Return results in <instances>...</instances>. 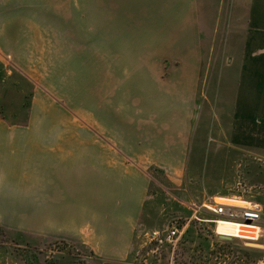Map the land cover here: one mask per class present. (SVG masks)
Listing matches in <instances>:
<instances>
[{"label": "crops", "instance_id": "1", "mask_svg": "<svg viewBox=\"0 0 264 264\" xmlns=\"http://www.w3.org/2000/svg\"><path fill=\"white\" fill-rule=\"evenodd\" d=\"M37 2L42 4V0H0V53L10 61L25 55L29 43H41L43 29L38 26V16L42 8L40 13H27L28 5ZM83 4L89 5L90 14L98 13L101 36L118 35L124 29L135 34L141 25H148L147 31L154 28L169 35L158 48H152L153 55L145 63L158 56L175 67L168 83L158 81L165 87L152 83L154 94H172L173 102L168 109L136 108L131 120L124 122L125 130L116 128L124 132L123 139L117 133L114 138L116 153L120 161L128 159L134 164L133 170L123 172L114 167L86 178L89 188L85 195L120 196L118 205L100 208L99 214L93 215L95 224L78 228L73 222L46 219V215L65 209L61 199L51 204L46 200L36 209L40 213L38 231L60 234L75 227L72 234L93 252L98 264H181L182 252L185 262L192 260L190 264H201L218 253H225L229 261L237 254L236 262L241 264H264V50L238 36L233 44L207 45L202 55L197 38L201 19L198 0H84ZM215 51L226 52L220 64ZM209 67L219 71L210 77L215 99L208 115L197 100L202 95L201 69ZM138 100L144 106V100L137 98L131 108ZM59 147L53 155H72ZM148 168L161 170L164 184L151 176ZM91 181L97 185L93 190ZM215 204L259 205L258 236L221 237L215 232ZM73 205L66 210H72ZM82 217L85 221L88 215ZM108 218L115 222L108 224ZM165 226L166 232L181 228L173 248L168 242L157 246L149 238ZM192 255L196 257L192 259Z\"/></svg>", "mask_w": 264, "mask_h": 264}, {"label": "rangeland", "instance_id": "2", "mask_svg": "<svg viewBox=\"0 0 264 264\" xmlns=\"http://www.w3.org/2000/svg\"><path fill=\"white\" fill-rule=\"evenodd\" d=\"M58 1L42 0V4L28 5V14L40 13L42 8V19L38 16V26L43 29L41 43H29L25 55L11 61L0 53V264H98L93 252L79 244V238L72 233L76 232L75 227H91L95 224L93 215L99 214L100 208H113L122 197L94 196L92 192L91 196L85 195L89 188L86 178H93L101 173L100 170L111 171L110 168L114 167H120L123 172L133 170L135 165L128 159L120 161L116 153L114 138L118 135L124 138V132L116 128L124 131V122L131 120L136 108L168 109L173 102L172 94L161 91L154 94L152 83L155 80L168 83L175 67L167 58L158 56L151 63H145V59L153 55L152 48H158L169 39L168 34L154 31L152 25L153 29L147 31L148 25H141L143 27H139L135 34L124 29L118 35L101 36L102 22L98 13L90 14L89 5L85 7L84 0ZM198 2L201 19L197 38L202 55L205 54L202 49L207 45L233 44L238 41V36L264 50V0ZM25 6L27 8V4ZM58 7L68 9L69 15L64 18L57 13ZM159 22L154 25L158 27ZM110 31V34L115 32ZM74 35L79 36V43H72ZM193 38L195 36L192 41ZM95 55L101 58L100 64L91 59ZM214 55L220 64L226 52L215 51ZM95 65L112 73L115 71L113 80L120 84V88L124 83H132L138 90L136 96L119 90L116 97L104 102L102 109L90 102L89 105L66 103L60 92L66 87L67 78L87 77L83 69ZM60 70L63 73L59 75ZM217 71L219 69L211 67L201 69L199 86L202 95L198 96L197 103L202 104L208 115L215 99L209 81ZM86 81L87 91H91L93 85L95 88L105 87L101 80L96 84L90 78ZM134 97L144 100L145 107L138 100L131 108L132 102L128 100ZM210 141L208 138V143ZM58 146L59 151H69L72 155H53ZM147 170L164 184L161 170ZM94 185L97 187L91 181V190ZM60 199L64 201L65 209L48 213L45 218L53 222L57 219L73 222L75 227L71 232L64 229L60 234L50 231L41 234L37 229L40 213L36 209L47 201L49 204L53 200V203H59ZM69 204H74L72 210H66ZM83 214L88 215L85 221ZM106 222L115 221L108 218ZM180 222L176 220L175 223ZM166 230L168 226L159 229L160 232ZM178 236L169 243L172 248L178 244ZM182 255L181 264L192 261L185 262ZM225 255L208 256L201 260V264H227L229 260ZM236 261L239 259L234 254L229 264H241Z\"/></svg>", "mask_w": 264, "mask_h": 264}, {"label": "bare ground", "instance_id": "3", "mask_svg": "<svg viewBox=\"0 0 264 264\" xmlns=\"http://www.w3.org/2000/svg\"><path fill=\"white\" fill-rule=\"evenodd\" d=\"M65 3L67 2L65 1ZM56 12L61 13L64 18H66L69 15L68 9L67 10L60 9L58 7ZM76 36L77 35H74V38L72 41V43L74 44L80 42V39L78 38L79 36L77 37ZM91 59L94 60L95 62L98 61L97 64H100L101 58L98 55L92 56ZM83 70H86L85 73H87L86 74L87 77H81V79L80 78L72 79L71 77H68L66 81L67 83L66 87L64 88V90L62 89L63 91L60 92V95L66 100V103H68L69 105L78 104V103H82L83 105H89L88 103L90 102L91 104L96 106L98 109H102L104 107V102L108 101L110 97H116L117 91L119 90L122 91V93L131 92V94H133L134 96H136L137 94L138 90L134 89V85L130 82L124 83V86L120 88L119 86L120 84H117L113 80V75L115 74L114 73L115 71L113 73L110 71H106V69L100 65L88 66L87 68ZM62 73H63L62 70L57 72V74L59 75ZM146 73L148 74V76L150 75L149 72H146ZM88 78H90L92 82H94L95 84L101 80V84L107 86L109 90H107L104 86L95 88V85H93V89L91 91H87L86 79L88 80ZM154 83L158 85L159 88L161 89L165 87L160 82H158V80H155ZM123 97L126 98L127 96L125 95ZM137 98L138 97H134L128 101L135 102ZM215 229H216L215 232L218 233L219 235L228 236V237H238V238L239 237H251V238L253 237L254 238L255 236H257V233L260 230L258 227L249 228V227L240 226L234 223H228V222H222V221L216 224ZM251 233H253V235Z\"/></svg>", "mask_w": 264, "mask_h": 264}, {"label": "built area", "instance_id": "4", "mask_svg": "<svg viewBox=\"0 0 264 264\" xmlns=\"http://www.w3.org/2000/svg\"><path fill=\"white\" fill-rule=\"evenodd\" d=\"M218 219L214 221L216 224L220 221L234 223L244 227L256 228L257 223L261 218V209L257 204L249 205L248 207H236L226 204H215L212 208ZM178 229L175 227L167 232L154 231L150 233V240L155 243V245L160 246L165 242H174L175 238L178 236ZM218 234V233H217ZM259 232L257 233L258 236Z\"/></svg>", "mask_w": 264, "mask_h": 264}, {"label": "water", "instance_id": "5", "mask_svg": "<svg viewBox=\"0 0 264 264\" xmlns=\"http://www.w3.org/2000/svg\"><path fill=\"white\" fill-rule=\"evenodd\" d=\"M221 237H223V238H225V239H229L230 237H228V236H223V235H221Z\"/></svg>", "mask_w": 264, "mask_h": 264}]
</instances>
